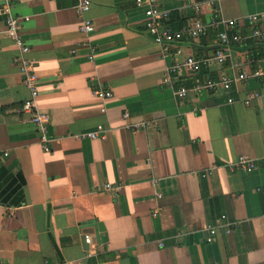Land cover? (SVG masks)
I'll return each mask as SVG.
<instances>
[{
	"label": "crops",
	"instance_id": "obj_1",
	"mask_svg": "<svg viewBox=\"0 0 264 264\" xmlns=\"http://www.w3.org/2000/svg\"><path fill=\"white\" fill-rule=\"evenodd\" d=\"M79 1L12 0L40 79L38 107L51 115L47 152L21 111L30 91L0 0V264H264V77L236 81L234 103L224 91L175 93L197 79L264 69V57L234 44L223 65L172 73V64L222 44L185 38L182 54H165L136 0H91L90 60ZM155 1L172 29L195 16L196 4L205 22L237 19L243 36L264 28V0ZM252 89L263 94L246 106ZM133 122L146 126L125 127ZM99 124L104 138L76 137ZM240 155L256 167L235 166ZM208 225L217 227L212 242Z\"/></svg>",
	"mask_w": 264,
	"mask_h": 264
},
{
	"label": "built area",
	"instance_id": "obj_2",
	"mask_svg": "<svg viewBox=\"0 0 264 264\" xmlns=\"http://www.w3.org/2000/svg\"><path fill=\"white\" fill-rule=\"evenodd\" d=\"M136 5L145 8L146 15V27L148 32L152 35L155 42L160 45L165 54L171 49L175 50L176 54H182V48L180 42L185 38H197L203 34H206L210 28L218 30V41L224 46L215 51L211 56L195 57L194 55H188L182 62L172 64L169 68L170 72L176 73L179 71H185L188 73H196L202 69V67L210 66L213 63H219L221 65L226 63V60L230 54V44L232 42H240L249 37L260 39L264 41V28L256 25L250 36H243L240 31L236 30L238 24L237 19H218L214 18L211 22H205L198 15L201 7L196 4L194 6L195 16L189 21L183 24L180 28L172 29L166 25V21L169 18V11L161 8L155 0H136ZM91 7V0H80L76 6V12L80 18V30L85 34L86 40L85 46L91 48L90 60L95 59V46L92 45L91 36L95 31L94 21L86 16V13ZM1 12L6 17V30L5 33L15 42L16 47L20 52V56L17 58L21 73L23 75V83L29 89L30 94L22 104L21 111L30 114L29 121L35 126L39 140L43 149L47 152L51 150L52 141L55 139L51 135V115L48 112H43L38 107L39 96V75L36 71L34 62L27 56L30 52V46L26 43L22 34V22L21 19L16 17L13 12L12 0H3ZM251 22H258L261 15L252 14L246 17ZM223 28L220 30V28ZM264 77V69L256 68L254 72H241L235 76L224 75L220 78L213 76L207 77L205 80L197 79L193 86L181 85L175 89V93L180 98H186L190 93H218L224 91L228 93L227 102H236L235 97L232 94L234 83L238 80H248L250 78H262ZM171 76L165 77V82L171 83ZM96 95L101 98H109L112 96L110 90L96 89L94 91ZM262 92L256 89L249 90L246 97L242 102L244 105L249 106L253 100L260 98ZM102 110H105L103 108ZM130 117L129 112H124L123 118L128 119ZM145 122H133L127 123L125 127L129 130L136 131L141 128H145ZM107 128L103 124H99L95 129L88 130L77 134L76 137L80 139H98L106 136ZM257 163L246 155H240L235 166H239L245 171H251L256 167ZM233 168V167H231ZM209 172L203 173L205 176ZM105 189H116L120 191L121 184L114 185L111 182L104 184ZM209 236L208 242H212L217 233V227L208 225ZM230 232V229H228ZM85 240L88 244L92 243V237L90 235L85 236Z\"/></svg>",
	"mask_w": 264,
	"mask_h": 264
},
{
	"label": "trees",
	"instance_id": "obj_3",
	"mask_svg": "<svg viewBox=\"0 0 264 264\" xmlns=\"http://www.w3.org/2000/svg\"><path fill=\"white\" fill-rule=\"evenodd\" d=\"M182 25L183 24H181V26ZM181 26H179V28ZM221 29H223V28L221 27L220 30ZM218 31H219V29L215 30L213 28H210L206 34H203L201 36L207 37V36L210 35V36H213V37L218 39ZM234 44L241 45V46H243L245 48H249V49L255 50L258 59L264 57V41L263 40L249 37V38H247V39H245L243 41H240V42H232L230 45H234ZM256 62L257 61H255V63ZM256 68H257V66H256ZM102 259H104V257Z\"/></svg>",
	"mask_w": 264,
	"mask_h": 264
},
{
	"label": "water",
	"instance_id": "obj_4",
	"mask_svg": "<svg viewBox=\"0 0 264 264\" xmlns=\"http://www.w3.org/2000/svg\"><path fill=\"white\" fill-rule=\"evenodd\" d=\"M99 228H100L101 231H104V230H105L103 224H100V225H99ZM104 238H106V235L103 237V239H104Z\"/></svg>",
	"mask_w": 264,
	"mask_h": 264
}]
</instances>
